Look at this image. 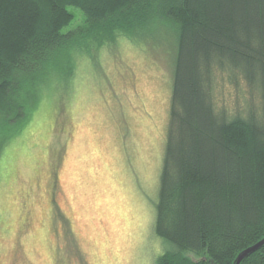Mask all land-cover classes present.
<instances>
[{
  "label": "trees",
  "instance_id": "1",
  "mask_svg": "<svg viewBox=\"0 0 264 264\" xmlns=\"http://www.w3.org/2000/svg\"><path fill=\"white\" fill-rule=\"evenodd\" d=\"M163 33L173 83L154 230L169 248L156 264H234L264 237V0H0V145L41 91L69 86L77 56ZM219 74L243 78L258 108L217 109ZM241 264H264V245Z\"/></svg>",
  "mask_w": 264,
  "mask_h": 264
},
{
  "label": "rangeland",
  "instance_id": "2",
  "mask_svg": "<svg viewBox=\"0 0 264 264\" xmlns=\"http://www.w3.org/2000/svg\"><path fill=\"white\" fill-rule=\"evenodd\" d=\"M70 9L74 27L81 11ZM170 43L168 33L141 43L120 38L94 60L77 56L69 86L46 87L30 119L8 131L0 145V264H156L169 248L154 220ZM215 102L248 114L259 94L243 78L219 74ZM54 210L61 217L55 213L53 228Z\"/></svg>",
  "mask_w": 264,
  "mask_h": 264
},
{
  "label": "water",
  "instance_id": "3",
  "mask_svg": "<svg viewBox=\"0 0 264 264\" xmlns=\"http://www.w3.org/2000/svg\"><path fill=\"white\" fill-rule=\"evenodd\" d=\"M264 245V237L257 241L255 244L245 248L242 250L236 257L234 264H241L242 261L248 257L251 253L255 252L256 250L260 249Z\"/></svg>",
  "mask_w": 264,
  "mask_h": 264
},
{
  "label": "snow or ice",
  "instance_id": "4",
  "mask_svg": "<svg viewBox=\"0 0 264 264\" xmlns=\"http://www.w3.org/2000/svg\"><path fill=\"white\" fill-rule=\"evenodd\" d=\"M53 163H55V160L53 161Z\"/></svg>",
  "mask_w": 264,
  "mask_h": 264
}]
</instances>
